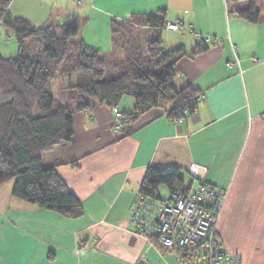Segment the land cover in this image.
<instances>
[{
	"label": "crops",
	"instance_id": "0c3cea01",
	"mask_svg": "<svg viewBox=\"0 0 264 264\" xmlns=\"http://www.w3.org/2000/svg\"><path fill=\"white\" fill-rule=\"evenodd\" d=\"M238 4L247 0L10 1L8 12L36 27L79 18L81 38L99 50L110 40L111 20L164 10L165 22L180 28L160 29L163 48L187 52L175 64L173 85H189L203 96L180 121L160 107L141 113L123 138L112 127L121 112L131 111L92 101L73 110L72 141L56 172L81 201L82 215L66 217L23 202L11 195V180L1 184L0 264H174L176 253L129 230L135 226L130 218L147 167L177 164L186 173L191 162L206 167L207 183L227 190L216 224L222 247L240 264H264V1L257 0L255 23L229 13ZM204 36L220 43L190 55ZM142 200L140 220L151 221L156 200ZM108 227L122 228L119 242L133 262L126 256L102 261L112 252L108 234L101 235Z\"/></svg>",
	"mask_w": 264,
	"mask_h": 264
},
{
	"label": "trees",
	"instance_id": "16d2710c",
	"mask_svg": "<svg viewBox=\"0 0 264 264\" xmlns=\"http://www.w3.org/2000/svg\"><path fill=\"white\" fill-rule=\"evenodd\" d=\"M10 1L0 0V27L13 34L17 45L14 57L0 56V185L11 180L13 197L77 218L82 215L81 201L56 172L72 141L73 110L83 111L91 101L116 108L125 95L132 97V111L118 117L119 138H123L131 133L138 115L149 109L164 108L172 120L193 114L201 92L189 85L180 89L173 85L175 64L187 52L182 46L163 48L159 33L166 23L164 10L111 20L113 47L99 50L81 38L79 18L36 27L12 16ZM229 13L251 23L260 15L257 0L238 4ZM27 41L33 52L25 53ZM207 45L201 39L189 54ZM65 89L76 93L65 98V104L54 106L52 92ZM179 171L177 164L147 167L138 192L150 200L161 197V187L167 194L182 192Z\"/></svg>",
	"mask_w": 264,
	"mask_h": 264
},
{
	"label": "built area",
	"instance_id": "2783aa9c",
	"mask_svg": "<svg viewBox=\"0 0 264 264\" xmlns=\"http://www.w3.org/2000/svg\"><path fill=\"white\" fill-rule=\"evenodd\" d=\"M165 27L179 30L180 23L166 22ZM202 39L209 45L220 43L219 39L211 36ZM235 61L238 64L236 56ZM202 96L199 93L197 98ZM116 128H119L118 124ZM205 173V166L191 162L186 168L188 180L183 181L184 190L157 199V209L151 221L140 220L143 206L141 195L130 224L135 225L137 232L148 239L156 237L158 244L167 252L176 253L174 264H240L237 254L222 247L216 232L227 190L207 183Z\"/></svg>",
	"mask_w": 264,
	"mask_h": 264
},
{
	"label": "rangeland",
	"instance_id": "374dc122",
	"mask_svg": "<svg viewBox=\"0 0 264 264\" xmlns=\"http://www.w3.org/2000/svg\"><path fill=\"white\" fill-rule=\"evenodd\" d=\"M144 34L145 32L142 31V35L144 37ZM28 42V41H27ZM100 46H103L102 49L106 50V49H110L113 47V43L111 40H109L107 42V44L103 43V42H100L99 44ZM27 50L25 51V53H28V51H31L33 52L34 51V48H32L31 44H29L28 42V46H27ZM17 53V47H16V41H15V38L13 36L12 33H10L8 30H6L5 28L3 27H0V56L2 57H14ZM76 93V91L74 89H65V90H58L57 92H52V96L54 98V106H57V105H61V104H65L66 103V99L68 96L70 95H74ZM128 102L129 105H128ZM132 106H133V99L132 97L128 96V95H125L120 104L114 108V110H122V109H127L126 111H132ZM170 105H168L167 107H169ZM117 121L114 122L113 124V130L114 131H118L116 126H117ZM180 177L182 178L183 181H187L188 180V175L182 170L180 171ZM159 192H160V195L161 197H166L167 196V191L164 187H161L159 189ZM119 226H121V224H119ZM104 226L101 225L100 226V229L104 230L103 229ZM135 229L137 230V227L133 226L132 229L130 228L129 230H133L135 231ZM107 231H103L101 232V235L105 234L107 235L108 234V241L111 243L110 244V247L112 249V252H108V256L107 255H104L102 254V261L107 258L109 260V262L111 263L112 260H114L113 257L115 258H124L125 256L129 258V260L131 262H133V258H132V255H129L131 253L127 252L126 253L123 251L124 248L123 246H121L120 242H119V239L120 237L124 236L125 233H123L121 230L122 228L119 227V228H116V227H108L106 229ZM126 231V230H125ZM139 231V230H138ZM115 232V233H113ZM113 233V234H112ZM139 233V232H138ZM146 233V232H144ZM141 234V233H139ZM124 252V254H122ZM143 255L144 256H149V257H152L154 256V253H152L151 251H147V250H143ZM143 259V258H142ZM116 260V259H115ZM118 261V260H117ZM136 264V263H134Z\"/></svg>",
	"mask_w": 264,
	"mask_h": 264
}]
</instances>
